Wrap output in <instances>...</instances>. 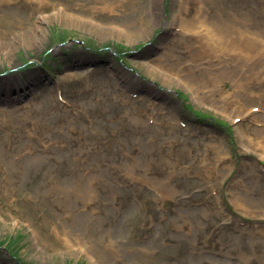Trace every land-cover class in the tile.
Returning a JSON list of instances; mask_svg holds the SVG:
<instances>
[{"label": "rangeland", "instance_id": "1", "mask_svg": "<svg viewBox=\"0 0 264 264\" xmlns=\"http://www.w3.org/2000/svg\"><path fill=\"white\" fill-rule=\"evenodd\" d=\"M126 1L0 0V264H97L100 254L109 264H264V158L253 133L264 125L255 120L264 82L233 68L214 87L193 72L207 83L195 87L199 102L183 84L190 63L173 73L155 66L167 41L178 45L173 56L190 57L208 30H219L222 42L236 37L235 25H254L247 32L262 36L264 0H147L153 19L142 37L122 26ZM187 13L206 23L177 28L174 38L176 15ZM216 54L237 62L233 52H214L215 66ZM201 59L196 70L205 72ZM19 76L32 82L1 92ZM243 83L255 99L244 96ZM238 101L247 115L234 118ZM167 121L177 140L155 138ZM78 177L99 180L91 200L100 205L91 202L90 214L85 200L74 203L87 217L67 223L78 235H66L59 219L42 227L26 199H45L67 217L52 192Z\"/></svg>", "mask_w": 264, "mask_h": 264}, {"label": "bare ground", "instance_id": "2", "mask_svg": "<svg viewBox=\"0 0 264 264\" xmlns=\"http://www.w3.org/2000/svg\"><path fill=\"white\" fill-rule=\"evenodd\" d=\"M93 2H97L99 4L107 3L108 0H92ZM109 1H119V0H109ZM156 2V0H155ZM154 2V3H155ZM150 7V4H147V0H128L123 3V8L124 12L121 14L120 18H126V22L122 24L123 27H125L128 30V33H130L132 36L135 37H142L147 34V28L148 26L152 25V19L153 15L148 12V9ZM191 13H187L184 16L176 15L173 26L174 30L171 31V34H173V37H176V31L177 28H181V30L189 31V32H194V30L198 29L201 25V23H206L203 19L200 22H197L196 20H193L190 17ZM177 21V23H175ZM235 20H232L228 26H224L225 29H229L232 27L233 23ZM146 27V28H145ZM206 28L209 29L208 26ZM254 28V25H235L232 27L233 32L236 33V37L233 38L231 42H222V36H220L221 32L218 30V32L215 34L213 30H208V33L205 35V39H202L200 37H197L196 40L200 44V47L195 49L190 57H187L184 54H181L180 56H173L172 54H175L171 51V49L174 51L178 48L177 43L175 41L170 44L168 41L165 43V45L168 47V52L163 53L159 56V58L155 61V66L164 69L168 72H176L178 71L183 65L190 63L191 65H188L185 70H181L182 72L187 70V74L189 75L191 81H184L183 84H185L191 91L194 92V94L197 96L199 95L200 97L203 98V100L199 99V102H205L204 97L197 91V88H195L197 85H201L205 83L204 79L198 78L194 79L193 72H198L201 73L202 75H208L210 77V81L213 83L214 87H218V84L221 82L222 79H224L226 76H231L230 74H233L234 70L233 68L239 69L241 72H248L251 71L255 74L257 79L261 82H264V79H262V74H264V32L262 33V36L256 37L255 34H251L250 32L247 31H252L251 29ZM209 35H212L209 37ZM216 37V39H214ZM210 38V40H208ZM193 39V38H192ZM212 40V41H211ZM188 47V46H187ZM170 48V50H169ZM100 49H98V53L96 55L100 54H106V52H101ZM223 53L224 55L226 53H231L233 52L237 62L234 60H229L227 62H223V59L220 55L216 54L215 58L217 59V66L214 65L212 62V53ZM86 54H84L85 56ZM109 55V54H108ZM122 56V55H121ZM77 55L74 57L76 58ZM97 57V56H96ZM120 57V55H119ZM201 57L202 61H205L207 64V69L205 72H199L196 69H200L203 66V63L198 61V58ZM144 60H150L144 59ZM208 60V61H207ZM143 61V60H142ZM78 65V64H77ZM154 65V64H153ZM152 65V66H153ZM79 67H82V65H79ZM152 70V69H151ZM29 74V73H27ZM33 76V74H30L29 77ZM20 78L17 81L10 82V80L6 81L4 86H7V89L3 87L1 89V92L5 91H11L15 89L18 85L19 86H24L28 83H31V80H24L22 76H19ZM259 83V82H258ZM207 84V83H205ZM262 84V83H261ZM234 87H237L240 89V85L237 81L234 82L233 84ZM242 87L244 90H246V93L244 96H250V99H255L252 96L254 88L251 85H248L246 83L242 84ZM247 87L249 89H247ZM216 91V90H215ZM219 92V91H218ZM242 94V91H241ZM240 94V95H241ZM238 96V93H237ZM234 97H231L233 99ZM237 98V97H236ZM245 98V97H244ZM206 99H208L211 103L214 104V96H210L209 94L206 95ZM238 100V99H237ZM236 101V99L233 100V103ZM264 106V103L258 99ZM225 104H231L228 102H225ZM238 104V105H237ZM237 105V106H235ZM235 106V108H234ZM224 110H223V109ZM222 108H219L220 110L226 112L227 108L226 106H222ZM243 104L241 101H238L233 105V113L237 117H243L247 114L243 112ZM263 109V108H262ZM250 113V112H248ZM263 117H264V112L260 114V118H256L255 120L259 121L261 124L263 123ZM137 118H132L131 121L129 122V126L133 125V122H135ZM242 121V120H241ZM176 123V120H174V124ZM161 126L155 127L158 129V137L155 136L157 140L161 139H174L177 140L178 138L174 137L173 135L169 134V132L166 131L165 127H175L174 124H169V122H164V123H159ZM140 130H142L143 125L145 123L140 120L138 123ZM122 126L127 127L126 124H123ZM150 126V125H149ZM151 127V126H150ZM253 133L259 137V139H262L261 143H259L260 148H259V153L261 154L262 158H264V125L263 129H256L253 131ZM261 137V138H260ZM247 141V139H246ZM175 146V143L173 144ZM220 149L224 150L225 149V144L222 143L220 145ZM158 154L160 156L164 155L163 150H158ZM2 160V156L0 155V161ZM164 161V158L161 160ZM160 161V162H161ZM150 167H152V163H149L147 166V171L150 170ZM261 173H259L256 176H261ZM225 176V174H223ZM99 183L98 179L91 178V181L88 184H85V180L83 177H78L76 180L75 185L63 188V187H57L56 189L53 190L52 194L53 195H58L60 198L58 199V210L64 211L65 213H69L67 217H63L61 214H59L56 210L53 209H48L46 208V201L43 200V203H38L40 201V198L36 197H28L26 199V202L28 205H30L32 208L35 210L41 212V215L39 216V223L42 227H48L49 224H54L53 221L55 219L60 220V226L62 230L64 229V232L66 235L69 237H72L73 235H78V232H76L73 229H68V222L70 220H75L77 223H81L84 221L87 217L84 216L82 213L78 212L74 207V203L79 199L80 201L85 200L89 205H88V212L91 214V202H94V204L100 205L99 202H96L95 199L91 200L92 194L96 193V188ZM28 186V185H27ZM158 187V186H157ZM162 191V190H161ZM163 194H166L167 191H162ZM237 201L241 202L242 200H246V197L244 195H238L237 196ZM253 203H255L253 201ZM98 220H101V213L99 216L96 217ZM23 221V219L21 220ZM138 220H136L137 222ZM33 226V224H31ZM93 233V228L92 226L89 227L88 229V234ZM43 237V236H42ZM11 237L9 239V243L14 244L15 241ZM40 238V237H39ZM44 238V237H43ZM45 239V238H44ZM100 239L103 240V233L100 235ZM12 240V241H11ZM77 244H82L83 241L80 238L73 239ZM70 241V240H68ZM80 246H84L83 244ZM1 248V246H0ZM84 250L86 247H83ZM112 253L117 255V252L111 248L110 249ZM87 252L89 254H94L98 252L94 247L87 248ZM9 254V252H7ZM103 255L100 254L101 261L97 259V264H109L106 262L103 258ZM195 262V259H194Z\"/></svg>", "mask_w": 264, "mask_h": 264}, {"label": "trees", "instance_id": "3", "mask_svg": "<svg viewBox=\"0 0 264 264\" xmlns=\"http://www.w3.org/2000/svg\"><path fill=\"white\" fill-rule=\"evenodd\" d=\"M107 54V53H106ZM101 55V54H100ZM102 55H104V54H102ZM108 55V54H107ZM119 58H121V57H119Z\"/></svg>", "mask_w": 264, "mask_h": 264}]
</instances>
